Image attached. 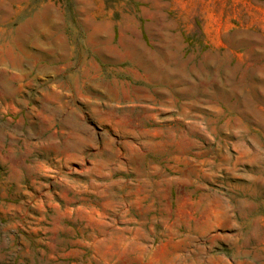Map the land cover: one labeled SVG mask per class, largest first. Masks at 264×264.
Wrapping results in <instances>:
<instances>
[{
	"label": "rangeland",
	"instance_id": "1",
	"mask_svg": "<svg viewBox=\"0 0 264 264\" xmlns=\"http://www.w3.org/2000/svg\"><path fill=\"white\" fill-rule=\"evenodd\" d=\"M0 264H264V0H0Z\"/></svg>",
	"mask_w": 264,
	"mask_h": 264
},
{
	"label": "bare ground",
	"instance_id": "2",
	"mask_svg": "<svg viewBox=\"0 0 264 264\" xmlns=\"http://www.w3.org/2000/svg\"><path fill=\"white\" fill-rule=\"evenodd\" d=\"M144 61V60H143ZM144 63H146V61L144 62ZM147 64V63H146ZM147 66V65H146ZM149 66V65H148ZM123 99V98H122ZM131 99V98H130ZM131 102L134 104V101L133 100H131Z\"/></svg>",
	"mask_w": 264,
	"mask_h": 264
}]
</instances>
